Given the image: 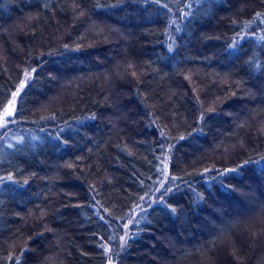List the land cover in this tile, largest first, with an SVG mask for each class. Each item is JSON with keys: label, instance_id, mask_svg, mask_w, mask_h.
<instances>
[{"label": "trees", "instance_id": "trees-1", "mask_svg": "<svg viewBox=\"0 0 264 264\" xmlns=\"http://www.w3.org/2000/svg\"><path fill=\"white\" fill-rule=\"evenodd\" d=\"M189 1L0 0V264H264V0Z\"/></svg>", "mask_w": 264, "mask_h": 264}, {"label": "snow or ice", "instance_id": "snow-or-ice-1", "mask_svg": "<svg viewBox=\"0 0 264 264\" xmlns=\"http://www.w3.org/2000/svg\"><path fill=\"white\" fill-rule=\"evenodd\" d=\"M154 2L156 3H159V0H154ZM166 7V5H165ZM188 13H185V15H187ZM261 14L257 13V16L256 18L258 19L260 17ZM251 23V22H249ZM261 23H264V20H261ZM179 30V29H177ZM67 47V46H66ZM171 50V49H169ZM23 83L21 84V88H23ZM19 94V89L17 90L16 93H13V98L8 101V104L7 106H4L2 109H0V128H7L8 124H15L17 123L18 121L16 119H13V117L15 116L16 114V99L15 97ZM93 119L95 117H92ZM181 139H183L184 137H180ZM11 146V145H9ZM261 160H264V157H261ZM250 163H255L257 165V167L261 170V171H264V164H262L260 161H245V164H250ZM240 167V166H238ZM205 171H208V169H205ZM237 169L236 168H232V169H225L224 172H221L219 173L220 176H224L225 173H228V172H236ZM7 179L11 180L12 177L11 176H8ZM175 179V178H174ZM221 187H226L224 184H223V181H221ZM202 198V197H201ZM143 199V198H141ZM173 212H175V209H172ZM101 219H103V217H101ZM125 228H127V225H125ZM130 238L129 237V233L125 232V234L123 236H120V241H121V244H120V247L121 248H124L126 245H127V239ZM109 240H113L115 239L114 236H109L108 237ZM100 247L104 248V252L105 253H109L112 251V249H110L106 244H102L100 245ZM24 251V250H22ZM9 259H12V257H9ZM17 260H19V258H16ZM109 264H112V258L111 256H109Z\"/></svg>", "mask_w": 264, "mask_h": 264}, {"label": "rangeland", "instance_id": "rangeland-1", "mask_svg": "<svg viewBox=\"0 0 264 264\" xmlns=\"http://www.w3.org/2000/svg\"><path fill=\"white\" fill-rule=\"evenodd\" d=\"M193 1H195V0H190L189 2H187V4H185V6H184V10H181V15L182 16H180L179 18H178V20L179 19H182L183 17H184V15H185V13L186 12H188V9L191 7L192 8V6H190V3L191 2H193ZM178 20H176L175 22H179ZM175 22H173L171 25H173V27H176V23ZM262 25H264V23H262ZM262 25H261V27H262ZM174 30V28L172 29V31ZM242 37H244V32H242L241 33V35H240V37L239 38H242ZM173 40H174V36H173V34H171V33H168V35H167V47L169 48V49H172V43H173ZM25 77H24V79L21 81V84L23 83V88L25 87V85L29 82V80L31 79V72H28L27 74H25L24 75ZM21 84L19 85V94L21 93V91H22V89L23 88H21L20 86H21ZM16 93V92H15ZM17 97V96H16ZM16 97H15V99H16ZM12 98H13V96H12ZM11 98V99H12ZM13 125L14 124H8V126H7V128H0V144L1 145H13V144H11V143H13L14 141H20L21 139H22V133H20V132H18V131H15V130H13L12 129V127H13ZM166 174H167V167H166V164H165V176H166ZM130 222H128L126 225H127V227H128V224H129ZM109 264V263H108Z\"/></svg>", "mask_w": 264, "mask_h": 264}]
</instances>
